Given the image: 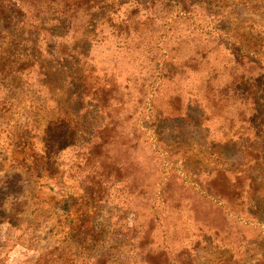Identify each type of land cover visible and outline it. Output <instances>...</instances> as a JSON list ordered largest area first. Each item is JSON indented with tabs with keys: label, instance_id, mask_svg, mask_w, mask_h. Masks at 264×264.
Masks as SVG:
<instances>
[{
	"label": "rangeland",
	"instance_id": "obj_1",
	"mask_svg": "<svg viewBox=\"0 0 264 264\" xmlns=\"http://www.w3.org/2000/svg\"><path fill=\"white\" fill-rule=\"evenodd\" d=\"M161 1L104 0L54 26L59 59L0 36V264H264V123L249 124L248 67L230 61L241 42L264 62V0H187L189 19ZM100 138L122 170L96 195L86 159ZM35 161L42 174L22 167ZM223 171L249 177L235 218L180 197Z\"/></svg>",
	"mask_w": 264,
	"mask_h": 264
},
{
	"label": "trees",
	"instance_id": "obj_2",
	"mask_svg": "<svg viewBox=\"0 0 264 264\" xmlns=\"http://www.w3.org/2000/svg\"><path fill=\"white\" fill-rule=\"evenodd\" d=\"M41 2H45V4H47V6H44L43 9L42 7L37 8L38 3ZM155 3L156 2L153 1L149 4L151 6L150 10H153ZM102 5H104V0H2V3H0V36L2 34H8V36L12 39L11 36L14 34L15 38L13 41L8 42V44H16L17 41L18 44H28L35 39V41H33L34 46L41 50V43H44V46H47L48 49L46 56L52 59L54 58L53 51L55 49V44L52 42L47 43L46 39L47 36L52 33L54 35L50 37L51 40L56 39L57 34L54 33L56 29L54 26L69 29V26L72 27V24H74V21L79 14L82 15V19L88 20L92 17L93 13L97 12L102 7ZM30 6H32V8ZM83 6L86 8H83ZM160 6L168 11L175 10L177 16L184 18L188 17L187 19L190 18L192 13V6L189 5L187 0H162ZM11 29H13V31L12 33H9V30ZM218 32L224 36L229 35V33L221 31ZM41 36L44 37L41 39ZM17 38L19 40H17ZM3 43L4 38H1L0 45ZM51 46L54 47L53 50ZM54 52L58 59L62 58L64 54H66L57 53L58 51L56 49ZM256 52V50L252 49L246 43L242 44L240 42L235 43V47H233L231 51L232 55L230 56V61L234 66L245 64L248 67L244 77L237 82H241V87H239V89H242L245 93L243 99L249 107V124H253L256 120L260 123H264V115H262L264 112V62ZM14 59V55H9L8 60L12 61L13 65H16L17 61H13ZM5 65V61L0 59V90L4 87V80H8L6 74L3 73ZM13 72L16 75L19 74V71H17L16 68ZM234 84L232 85L233 88ZM232 91L234 90L232 89ZM235 94L238 95L237 92H235ZM248 126L250 127V125ZM249 130L253 129L250 128ZM113 131V129H106L102 135H108L109 137ZM133 140H137L136 137H133ZM123 147H126V145H123ZM28 151H31V147H28ZM109 152V145L107 141L100 138L99 144L90 148L89 154H87L86 160L89 164L90 170L87 173L86 179L88 181L87 184L90 186L89 190L93 194H101L104 182L111 179V174L120 175L119 172L122 170L121 167L116 165V163H113V159L110 158ZM31 153L33 154V152ZM106 162L108 163L106 164ZM110 163H112L111 167L109 166ZM21 164L22 167L24 166L23 168L28 170L30 174L40 171L39 166L41 165V161L39 163L37 161L33 162L36 167L25 165L24 162H21ZM40 172V174H42V170ZM227 174L228 173L224 171L219 174L223 179L219 186L212 184L210 187L208 185L206 189L200 187H198V189L191 188L182 191L180 193V197H187L193 202L194 200L199 201L200 204L207 206L208 210L214 208L215 215L221 217L223 221H226L229 218H235L237 214H241L238 213L235 208L237 207L236 205L241 204L243 201L241 199L244 197V193L246 194V190L248 189L249 177L246 174L244 175V173L236 174L234 181L230 178L228 179ZM219 175L216 179L220 177ZM117 177L113 178L118 180ZM233 183H237V185ZM193 184L197 185L196 183ZM213 186L215 187L212 188ZM96 188H98V193L95 191ZM165 194H167V192L162 189L158 195L159 199L163 198ZM258 226H262V224H258ZM161 255L164 259L161 256H155L148 259L149 254H147L144 256V261L139 264H192V260L189 256L187 258L184 257V255H181L182 258L178 259L180 263H169V255L167 256L164 252H162ZM96 259V264L110 263L108 261L109 259L104 256H98ZM123 264L137 263L125 261Z\"/></svg>",
	"mask_w": 264,
	"mask_h": 264
}]
</instances>
